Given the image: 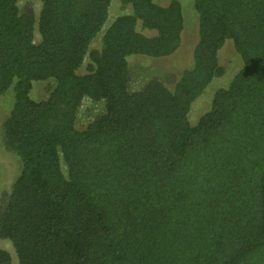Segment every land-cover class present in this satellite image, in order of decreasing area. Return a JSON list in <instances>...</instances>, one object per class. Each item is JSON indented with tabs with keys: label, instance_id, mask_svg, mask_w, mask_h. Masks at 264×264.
I'll list each match as a JSON object with an SVG mask.
<instances>
[{
	"label": "trees",
	"instance_id": "trees-1",
	"mask_svg": "<svg viewBox=\"0 0 264 264\" xmlns=\"http://www.w3.org/2000/svg\"><path fill=\"white\" fill-rule=\"evenodd\" d=\"M18 1L0 0L2 133L19 163L0 237L15 264H264V0H193L188 60L134 91L128 57L177 50L181 0H119L130 11L93 48L110 0H40L36 21ZM227 39L242 65L190 124ZM83 96L102 111L79 128Z\"/></svg>",
	"mask_w": 264,
	"mask_h": 264
},
{
	"label": "rangeland",
	"instance_id": "rangeland-1",
	"mask_svg": "<svg viewBox=\"0 0 264 264\" xmlns=\"http://www.w3.org/2000/svg\"><path fill=\"white\" fill-rule=\"evenodd\" d=\"M158 3H165L167 0H156ZM21 12H30L35 21L40 9V0H19ZM183 12V31L179 47L172 54L165 57H150L143 55H131L128 57L129 79L127 88L134 91L143 87L150 78H158L166 84L172 83L181 67L188 60L192 46L196 40V12L193 8V0H181ZM130 11L129 6L121 5L119 0H110L108 14L105 22L97 32L90 44V48L100 44V36L110 22L119 14ZM35 41L39 40L37 29L34 31ZM87 57V56H86ZM85 57V60H86ZM219 62L224 67V73L214 77L191 104L187 114L190 124H195L200 115L205 112L211 103V98L217 88L226 86L235 72L241 67L242 62L235 51L230 39L225 40L218 52ZM84 63L79 68V73L84 72ZM54 81H33L30 96L33 99H40L47 95L53 86ZM104 102L103 99L99 100ZM11 103L10 94L0 95V212L3 209L6 199L10 193L12 183L19 171L18 160L6 148L2 133V123ZM102 111V104L94 101L88 96H83L82 102L77 109L76 127H83L88 121L95 118ZM0 246L6 248L11 254V264L16 263L15 254L10 242L0 237Z\"/></svg>",
	"mask_w": 264,
	"mask_h": 264
}]
</instances>
